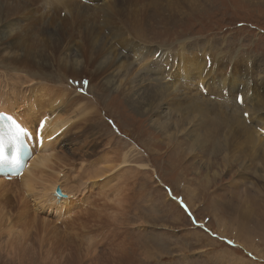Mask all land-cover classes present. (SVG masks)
<instances>
[{"label": "rangeland", "instance_id": "1", "mask_svg": "<svg viewBox=\"0 0 264 264\" xmlns=\"http://www.w3.org/2000/svg\"><path fill=\"white\" fill-rule=\"evenodd\" d=\"M17 1L25 6L20 11V16L16 14L14 18L17 19L13 20L10 13L0 24V29H3L0 30V93L11 99L14 97L17 103L24 106L29 104V99H35V95L29 94L28 88L53 87L58 93H64L71 98L78 97V104L92 106L93 111L88 116V122L83 117L72 124H64L67 137L61 133L58 137L62 138L54 142L55 160L52 159V164L56 165V169H65L64 173L70 175L73 182L78 184L77 193H72L74 198L65 201L66 206L74 212V218L66 224L51 219L58 226L55 229L52 224H44V230L35 220H20L17 217L19 204L17 207L9 206L8 210L13 207L9 210H13L11 219L9 218L7 224H1L0 229V264H46V260L42 262L43 255L40 256L36 249L39 239H45L44 246L51 250L56 246L57 240H60L65 254L76 253V257L79 254V264H86L93 247L95 250L92 255L97 257L95 261L99 259L96 264H119V261L120 264H264V151L256 149L251 152L253 143L258 142L264 146V138H260V142L254 133L255 140L251 144L247 143L243 150H231L229 154L225 151L227 160L224 159L222 151L213 150V147L221 150V137L218 141L215 136L212 144L207 143L192 150L190 140L185 136L186 132L191 131L192 125L188 127L185 122L182 131L178 135L173 134L176 120H172L178 118L176 114L179 113L175 112L169 120L172 123L170 136L163 134L154 125L161 123L162 119L158 117L160 114L169 111L165 108L168 98L162 103L165 106L159 113L147 114L148 109L137 110L129 105L132 99L127 97L128 100H125L122 90H107L119 82V78L116 77L117 74L114 75L112 71L104 68L116 51L119 54L118 60L128 61L129 66L124 72L128 68L137 70L141 81L134 82L135 87L139 85L144 91L151 92L158 87L156 76L161 74L147 71L148 64L151 65V53L155 48L163 52L162 59L166 54L175 55L179 49L188 52H200L203 49V55L211 58L223 57L225 54L223 65L215 67L214 72H226L224 69L227 64H233L231 72L234 77L239 78L242 75L240 82L243 78V88L250 85L249 92L243 90L244 96L248 94L255 101L259 98V102L263 103L264 64L258 60L264 62V1L209 0L205 3V0H120L124 4L129 1L133 9L126 12L124 17L127 18V25L132 26V32L128 29L127 33H123L122 27H119L120 33H123L119 36L127 34L128 45L125 44L126 41L120 43L117 40V30L116 34L109 36V32L106 36L96 14L88 10L79 9L82 12L79 16L67 13L58 17V8L55 10L44 5V0ZM63 5L65 4L59 6ZM110 14H117L116 20L121 23L122 12ZM151 16L160 18L154 20ZM42 18L46 27L40 24ZM12 20L14 25L8 26ZM243 22L244 26H240ZM103 27L109 30L116 28L111 17ZM37 28L44 32H35ZM89 28L100 30L106 36V40L113 47V53L107 51L108 46L103 43L99 42V47L95 45L93 35L90 32L84 33ZM136 28L142 32L143 38L136 37ZM23 35L30 36V39H24ZM52 36L59 38L62 44L57 40L58 47H52L49 42ZM112 37L117 42L116 46L111 40ZM133 46L142 54V67L135 64L131 56L121 55L119 52L126 49L134 52ZM78 51L83 52L82 70L78 68L77 72H71L59 65V61H65L67 55L76 56ZM28 53H33L34 56ZM199 59L203 61L202 57ZM249 60L253 67H258L254 73L263 77L260 79L262 85L257 82L263 87L256 91L255 96L254 84L245 74L246 67L250 69ZM86 66L93 67L95 72L91 75ZM172 69L177 71L173 67L170 71ZM165 70L163 69L164 75L169 72ZM119 71L123 70L120 68ZM36 72L39 75H34ZM110 74H113L115 81L103 90L102 79H108ZM188 74L185 73L183 78L190 76ZM194 74L193 78L196 79ZM170 75L174 74L170 73L168 79ZM160 83H166L172 88L170 81L164 77ZM236 84V79H232L231 88L227 90L231 96ZM194 86L193 83H188L182 89L187 95H191L197 92ZM233 109L229 107L230 112ZM258 115L264 116V111L256 112V119H259ZM237 116L242 119L238 113ZM155 119L158 121L155 122ZM250 119L245 122L248 125L252 123L250 129L256 128L257 124L261 125V121ZM227 131L221 128L220 136ZM258 134L264 137L261 131ZM119 155L121 156L118 157ZM105 158L109 162H104ZM120 158L127 160L119 168L116 166L118 169L113 168L115 172L106 173L96 182L89 181L93 180V163L97 164L98 169L106 163L118 165ZM123 174L130 182L127 185L121 183V190L119 184ZM13 184V188L18 190V185ZM104 193L106 195L102 196ZM247 199L251 205L249 208H252L248 210L253 213L250 217L252 220L238 225V219L242 217L240 215L237 218V212L241 213L243 207L240 206L246 205L243 201ZM107 201L110 203L107 205L108 210ZM227 201L237 205L236 211L227 209ZM26 202L33 205L30 198ZM103 213L119 216L122 226L117 225L114 230L112 226L115 227V220L103 216ZM122 213L123 217L120 216ZM103 229L104 232L110 230L112 233L104 235ZM28 236L26 241L23 237ZM28 243L35 247V253H23V247L30 248L27 247ZM74 247L76 251L71 249ZM123 248L127 255L125 259L119 257L118 261L116 258L112 262L114 256L118 257ZM73 256L68 257L70 264H75L72 261ZM50 259L49 257L47 260L48 264H52Z\"/></svg>", "mask_w": 264, "mask_h": 264}, {"label": "bare ground", "instance_id": "2", "mask_svg": "<svg viewBox=\"0 0 264 264\" xmlns=\"http://www.w3.org/2000/svg\"><path fill=\"white\" fill-rule=\"evenodd\" d=\"M194 1L199 2V0H194ZM208 1L209 0H205V3H208ZM249 1H254V0H249ZM257 1H259V0H257ZM77 2H79V0H48V3L52 4V5L65 4L62 6V8L65 7L68 9V11L73 7H78V9L75 11L74 15L79 16V14L82 13V12H80L79 9H83V8H81L82 3L79 2L80 4H78ZM115 4H117L119 7V9L116 12L113 10V7L109 4V2H106L105 5H106V8L109 9V12H112V13H113V11H114V13L122 12L121 24L124 25L125 27H128L130 29V31L132 32V26L129 27L127 25V21H126L127 18L124 19L126 12L129 13L133 10L129 1L124 4V1L116 0ZM44 5H47V4L44 3ZM50 7H52V6H50ZM24 8H25L24 4L18 2L17 0H10V1L0 0V24H2L1 20L5 17L9 16L10 13H12L10 18H12L13 20L17 19V18H14L15 15L17 14L20 16V11ZM60 11H59V13H60ZM99 13H100V11L97 12V17L99 16ZM3 14H5V15H3ZM109 15H114L115 18L118 19L117 14H109ZM152 16H154V15H152ZM134 18H135V16H134ZM152 18H154V20H156L160 17L155 16ZM13 20H12V22H10V24H8V26L14 25L15 22H13ZM141 21H142V19H141ZM40 24H42L41 25L42 27H46L45 26L46 23L44 22V18L41 19ZM95 27H96V25H95ZM134 27H136V26H134ZM139 28H141V27H139ZM136 29H137L136 32L138 34H136L135 31H133V32L135 33L137 38H141L142 32L138 28H136ZM0 30L2 31L3 29H0ZM121 30H123V33H125L123 27ZM134 30H135V28H134ZM35 32L40 33V32H44V31H40V29L37 28V30ZM89 32L95 38L94 40H96V42L94 41L95 45H97L99 47L100 46L99 42L103 43V44L108 46V48L106 50L113 53V47L110 45V42L106 40V36L103 35L100 30H96V29L94 30V29L89 28L87 30V32H84V33H89ZM24 33H26V32H24ZM116 33H117V37L116 36L115 37L117 38V40L120 43H123L124 41H126L125 44L128 45L127 34H126V36L125 35L119 36L121 34L119 31V28L117 29ZM24 37H25L24 39H28V40L30 39V36H28V37L24 36ZM5 38L7 39V36ZM5 38H2V39L6 40ZM52 38H53V36H52ZM52 38L51 37L49 38L50 39L49 42L51 43L52 47H58L57 46V43H58L57 40H59V43H61L62 41L59 38L57 39L56 37L53 39ZM142 44H143V42H142ZM21 45H23V44L21 43ZM18 47L21 48V46H18ZM198 51L199 50H195L194 52H188L186 50H184V51H182L180 49H179V51L177 50L176 54L174 55L176 57L175 58L176 64H173V66H172L173 68L177 69V71L174 72V70L172 69V71L169 70V72L167 73L168 75L170 73L174 74L173 76L170 75L171 77H169L170 78L169 81L172 84V88L166 84L167 82L166 83H160L159 85L156 84L158 87L151 90V92L149 90L144 91V89L137 84L138 81H141L139 76H138L137 70L132 71V69L129 70V68H128V70L124 72V69H126L129 66L128 61L118 60L117 58H118L119 54H117L115 51L113 53L114 56H112L107 61L104 68L108 71H112L114 73V75L117 74L116 77L119 78V82H116L113 86H111V88H108V86H110V84H113L115 81L114 78H112L113 74L112 75L110 74V77L108 79H106V78L102 79L103 82L101 83V86H102L103 90L107 89V88H108L107 90H115V91L122 90V94H123L125 100L127 99V97H129L130 99L133 100V101H131V103H129V105H131L133 108H136L137 110H139V108L141 110L148 109V111H146L147 114H155L156 112L159 113L160 110L165 106L162 103L165 100H167V98H168L169 102L165 108L169 109V111L166 110L165 112L160 114L158 117H160V119H162V121L159 119L161 121V123L157 122V123H154V125L157 126L163 132V134L169 135V131L172 127V123H170L169 120L172 119L171 115H173V114H175V112H177L179 114H176V115L179 117L178 118L175 117L172 120V121L176 120V122H175L176 128L174 129L173 134L178 135L182 131L181 128L184 127L185 122L188 123V124H186V126L188 125V127H189V125H192L191 131L189 130V132H186V135H185L186 138H189V140H190V148L192 150L193 149L196 150L197 148L203 147L207 143L212 144V142L215 139V136L218 138V141L220 140L219 138L221 137V141H219V142H221V144L219 143L221 150H219L216 147H213V150L214 151H217V150L222 151L224 153V155H223L224 159L227 160V154L225 153V151H227L229 154V152L231 150H233V151H237L238 149L243 150L244 147L247 146V143L251 144V142L253 140H255L253 137L254 133L256 135L255 138L257 140H259L260 142L264 138L263 136L261 137V135L258 134V132L261 131L262 128H264V116L258 115L259 119L255 118L256 112H260V110L264 111V99H262L263 103H261V102H259L261 100H258L259 98H256L257 100L255 101L250 96H247L248 94H246L244 96L243 90H244V92H246V91L249 92L250 85L247 84V86L245 88H242L243 104L245 105L244 109H242V107L236 103V94H237L238 89L240 87V77L242 75L239 78H237V77H234V75L232 73H231V75L216 74L214 72V68L215 67L218 68V67L222 66V64H221L222 61H220L218 58L212 57L211 60H208L207 62H205L204 55H203L205 50L202 49L200 52H198ZM32 52H33V50H32ZM156 52H158V49H156ZM33 53L32 54L28 53V54L31 56H34ZM154 53L155 52L153 51L152 55ZM76 54H77L76 55L77 57L75 55H67L65 61H61V62L59 61V65L65 69H67V70H71V72L72 71L77 72L78 68H79L78 70H82L84 67L83 66V64H84L83 52L78 51V52H76ZM13 55H15V54L13 53ZM152 55H151V57H152ZM155 56H156V53H155ZM199 57H202L203 61H201L199 59ZM142 61H143V59H142ZM247 61H248V59L246 60V62ZM258 61L261 62L262 65L264 64V62H262L261 60H258ZM213 65H215V67L213 69H211V67H213ZM80 66H82V67L80 68ZM175 66H177V67H175ZM141 67H142V65H141ZM86 68H87V71L89 69L88 72L91 73V75L95 72V69L93 67H87L86 66ZM120 68L123 71H119ZM257 68L258 67L251 66V63H250V69L247 66V69L245 70V74L248 75L251 82L254 84V88H253L255 91L254 96L257 93L256 91L259 90L261 87H263V86H261L263 83H262V81H260V79H262L263 77L257 73H254L257 70ZM252 70H254V71L252 72ZM129 71H131V73H129ZM187 72L189 73L188 75H190V76L183 78L184 77L183 75ZM193 73H195L194 75L196 76V79L193 78V75H192ZM253 73H254V75H253ZM34 75L37 76V75H39V73L36 72V73H34ZM160 79H163V77L161 76ZM232 79H236V82H237L236 88L234 89V94L232 96H231V93L229 91H227L228 95H227V99H226L222 94L225 93L224 90L226 88H231ZM263 80H264V78H263ZM258 81L260 82L261 85L257 84ZM134 82H137L135 84H137L138 87H135L136 85H134ZM188 83H193L195 85L194 87L197 89V92L191 93V95H187L185 90H183L182 88H185L186 85H188ZM199 85L205 86V88L207 90V94H203L200 91ZM119 88H121V89H119ZM180 88L182 90L175 91V90L180 89ZM188 88H190V86ZM192 88H193V85H192ZM196 89H193V90L195 91ZM56 91H57V89L53 88V87H43V86L40 87L39 86V87L32 88V89L28 88L29 94L35 95V99H32V98L29 99L28 100L29 104L27 102H26L27 104H25V102H24V104H25L24 106L23 105L21 106L19 103H17L14 100V97H12V99H13L12 100L11 97L4 96V94L2 95L0 93V111H4V112L8 113L9 115L14 116L15 118H17L22 123L23 126L28 127V128L33 126L34 127L33 129H35L37 123L39 121H42L43 122V130H44L43 134L46 137V143L44 144L43 148L38 152L37 156H35L33 158V160H30V162H31L30 166L26 170H23L22 176L20 178H18L19 179V186H21V182H22V186H23V190H24L23 192L20 191L19 189L15 190L13 188L15 186L14 184H12L9 181L4 180L3 178H0V229H2L1 224L5 225L9 222V218L11 217V213H13L12 212L13 210H11V212H9V210L12 209L13 207H10L9 210H8V207L9 206L17 207L18 206L17 204H19V206H18V210H17L16 214L20 220H28V221L29 220L30 221L35 220L39 226L44 228V230H46V228L44 227V224L45 225L52 224L55 227V226H58V225H56L57 222L58 223L62 222L64 224H66L68 221H70L71 219L74 218V216H73L74 212H71V210L66 206L65 201L70 200L71 197L74 196V194H72V193H77V189H78L77 185L78 184L73 182V178L70 177V175H68V174L66 175V173H64L65 169H63L62 167H60L61 169L60 168L56 169V165L52 164V159H54L53 158L54 157V142L58 138H62V136H66V133H65L66 129L64 130V128H65L64 124H72L74 121L81 119L83 117H86V121L88 122V120H89L88 116L93 111V108H92V106L90 107L87 105L78 104L77 103L78 97L72 96V98H71L64 93H58ZM175 94H178V95H175ZM211 94L223 96L224 98L222 97L221 101H219V102L217 100H211L212 99V98H210ZM252 95H253V93H252ZM229 107L234 108L233 112H230L231 110L229 111ZM237 113L242 117V119H240V117L237 116ZM243 113H247L248 114L247 116L249 119H250V117H252V119H250L251 121H255V122L261 121V125H258L259 126L258 130L256 128H253V127H252L253 129H250V125L252 123L250 125L245 123L248 120V118H244L242 116ZM260 119H262V120H260ZM156 121H158V120L155 119V122ZM87 128L89 130H91L89 127H87ZM221 128H225L228 131L224 135L220 136L219 132H220ZM185 129L186 128H184L183 131H185ZM58 133L59 134L62 133V136L58 137L59 136ZM55 134H58L56 136V138L54 137ZM163 134H162V136H163ZM172 136L173 135L171 134V138H172ZM260 138H261V140H260ZM67 140L69 141L70 138L68 137ZM256 149L257 150L261 149L262 151H264V146L259 144L258 142L253 143L251 152H254V150L256 151ZM193 152H195V151H193ZM231 154H233V153H231ZM120 156L121 155H119L118 157H120ZM233 156H234V154H233ZM251 158L252 157H250L249 160H251ZM59 159H58V162H60ZM126 160L127 159H124V158L121 159L120 158L118 165H116V164L109 165L106 163L104 166H100L99 168L97 167L99 170L96 169L97 164L93 163V166H92V168L94 169V171L92 172L93 180H89V181L96 182L98 178L105 176L106 173L115 172V169H113V168L118 169L120 167L119 165H121V164L123 165ZM10 161L15 163V161L13 159H10ZM104 162H109V161L105 158ZM138 163H141V162H138ZM48 164L53 165V166H47ZM62 165H64V163ZM59 166H60V164H59ZM140 166H142V165H140ZM129 172H131V171H129ZM76 174H78V173H76ZM124 176H126V175L123 174L121 176L122 178L120 177L119 189H121V190H122L121 183H122V185L123 184L127 185V183L130 182V180H127V178L125 179ZM90 178H91V176H90ZM80 183H82L81 180H80ZM56 187H59L60 191L55 192ZM13 189L15 190V192ZM111 192H112V190H111ZM101 193H102V191H101ZM70 194H71V196H69ZM104 195H106V193H104L102 196H104ZM28 198H30L33 201V205L26 202V200ZM72 198H74V197H72ZM104 200H106L105 197H104ZM11 201H14V202L11 203ZM243 202L246 205L243 204L242 206H240V204H239V206L243 207V208L241 210V213H240V211L237 212V215H238L237 218H239L240 215L242 217V218L240 217L241 219H238V225L239 224L243 225L246 220L250 219L249 222H251V220H252L250 218L252 216L251 215L252 211H248V210H252V208H249L251 205L248 202V199H247V201L244 200ZM226 203L228 206L227 209H229L233 212L236 211L237 205H232V202L230 203V201H227ZM107 205H110V203L108 201L106 202V206ZM63 208L65 209L64 212H63ZM106 209L108 210L109 206H107ZM223 209H225V208L223 207ZM253 211H254V209H253ZM50 214L53 216H56V217H53ZM102 215L103 216H109L113 221L115 220V222H114L115 227L112 226V228L114 230L117 229V225L119 227L122 226L123 222H120L121 218L119 216L115 217L112 214H106V213H103ZM120 216L123 217V213ZM118 217H119V221L117 220ZM51 219H55V221H57V222H55L54 220H51ZM122 219H124V218H122ZM240 220H241V222H240ZM18 221L19 220H17V222ZM122 221H124V220H122ZM11 223H9V224H11ZM33 223H35V222H33ZM24 228L25 227H23V229ZM55 229H56V227H55ZM121 230L123 231L124 229H121ZM11 231L13 233V230H11ZM16 232H18V231L16 230ZM42 232H43V229H42ZM39 233H40V231H39ZM15 234H17V233H15ZM14 238H13V240H14ZM20 238H18V239L20 240ZM23 238L27 241L29 236L23 237ZM106 239H107V237H106ZM38 241L39 242H37L38 245H37L36 249H38V251L40 252V256L43 255L42 256V262H44L46 260V264H48L47 260L50 257L51 258L50 261H52V264H70L68 257H72V255H74L73 256L74 258L72 259V261H74L75 264L80 263V258L78 256L79 254H77L78 259L76 257V253H72L70 255L68 253L65 254V252H64L65 248L63 247L60 240H57L56 246H54L52 250L50 249V247L44 246V242L46 243L45 239H39ZM16 243H18V242H16ZM20 243L24 244V242H22V241ZM69 245H71V244H69ZM27 247H30L29 248L30 250L26 247H23V249H22L23 253L26 254L29 251L31 252L30 254L35 253V247H33L32 244L28 243ZM12 249H13V247H12ZM60 249H62L63 252ZM71 249L73 251H76L75 247L71 248ZM94 250H95V247H93V249L91 250V252H90L91 254L88 255L89 259L86 260V262H85L86 264H96L99 262V259H98V261H95L97 259V257L92 255ZM64 255H67V256L69 255V256L66 258ZM113 255H116V254H113ZM125 256H127V255L124 252V248H123L120 251L118 257L114 256V258L112 259V262L116 258L118 261L119 257L122 259H125L124 258ZM118 263L120 264V261Z\"/></svg>", "mask_w": 264, "mask_h": 264}, {"label": "snow or ice", "instance_id": "3", "mask_svg": "<svg viewBox=\"0 0 264 264\" xmlns=\"http://www.w3.org/2000/svg\"><path fill=\"white\" fill-rule=\"evenodd\" d=\"M245 115H247V113H245Z\"/></svg>", "mask_w": 264, "mask_h": 264}, {"label": "water", "instance_id": "4", "mask_svg": "<svg viewBox=\"0 0 264 264\" xmlns=\"http://www.w3.org/2000/svg\"><path fill=\"white\" fill-rule=\"evenodd\" d=\"M57 191H59V190L57 189Z\"/></svg>", "mask_w": 264, "mask_h": 264}]
</instances>
